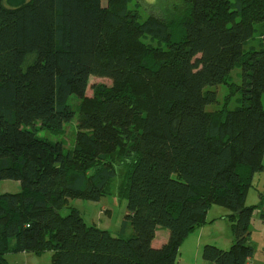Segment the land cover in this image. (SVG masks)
Wrapping results in <instances>:
<instances>
[{
	"label": "trees",
	"instance_id": "16d2710c",
	"mask_svg": "<svg viewBox=\"0 0 264 264\" xmlns=\"http://www.w3.org/2000/svg\"><path fill=\"white\" fill-rule=\"evenodd\" d=\"M128 1L0 0V181L21 186L0 194V264L11 252L46 251L52 264H178L212 206L230 211L233 241L204 245L203 259L255 255L250 227L255 213L264 221V191L255 206L246 197L264 171V50L245 57V48L264 23V0H183L178 27L163 14L139 21ZM239 65L242 83L228 82ZM93 76L112 84L88 95ZM220 84L229 94L207 111L217 102L207 88ZM236 95L241 106L229 109ZM72 96L78 128L67 153L36 130L72 122ZM116 161L131 233L91 226L75 206L62 215L70 199L113 196ZM161 229L169 238L155 246Z\"/></svg>",
	"mask_w": 264,
	"mask_h": 264
},
{
	"label": "rangeland",
	"instance_id": "374dc122",
	"mask_svg": "<svg viewBox=\"0 0 264 264\" xmlns=\"http://www.w3.org/2000/svg\"><path fill=\"white\" fill-rule=\"evenodd\" d=\"M106 4V1L103 2ZM128 9L136 12L139 15V21H145L150 13L163 14L166 16L175 26H179L180 17L185 14L187 6L183 0H129ZM175 29V28H174ZM254 37L246 44V56H248L254 50H264V23L260 24L256 28ZM175 32L180 34V28L175 29ZM176 34V35H179ZM145 43L153 48H165L166 43L153 35H145L143 37ZM151 61V60H150ZM242 68L237 66L228 78V82L242 83L241 74ZM94 84H105L111 86L112 82L109 79L101 77L90 78V88L88 95H92L91 86ZM207 90H216L217 102L207 106V111H215L220 109L226 96L229 94V87L226 84H220L216 87H208ZM69 104L75 110L76 116L70 123L65 124L59 131H50L42 129L40 124L37 126V134L39 137L45 138L52 143H61L65 152H71L75 148V138L78 128V107L80 100L77 96H72L69 100ZM241 106L240 96L236 95L231 98L229 103V109H234ZM118 167L117 179L114 182V195L110 197L102 198L99 202L70 199L61 213L67 215L69 207L75 206L82 213L87 224L96 226L101 229L109 230L113 235L122 234L128 236L132 227L128 220V208L127 199L121 197L120 186L122 184V169L119 161H116ZM259 182L255 180L253 187L248 190L247 193V205L255 206L259 204V192L264 191V171L258 174ZM20 183L18 181L6 180L0 181V194L2 193H16L20 191ZM230 211L227 208L221 206H212L207 213L206 221L204 224L197 227L193 232L194 235L200 237L199 242L201 249L197 254L198 244H190L191 240L187 241L186 251H181L178 264H213L206 261L202 257V249L204 245H215L223 250H228L232 243L230 239L232 234V223L229 220L228 215ZM125 227V229H124ZM123 230L125 232L123 233ZM169 235L168 230L161 229ZM203 231V233H202ZM251 235L249 243L255 247V255L249 261L248 264H264V221L259 217L258 213L254 214L250 227ZM161 233V232H159ZM158 234V240L161 236ZM199 239V238H198ZM196 257V258H195ZM10 264H52V252L46 251L42 254L35 252H11L6 255Z\"/></svg>",
	"mask_w": 264,
	"mask_h": 264
},
{
	"label": "crops",
	"instance_id": "0c3cea01",
	"mask_svg": "<svg viewBox=\"0 0 264 264\" xmlns=\"http://www.w3.org/2000/svg\"><path fill=\"white\" fill-rule=\"evenodd\" d=\"M261 174V173H260ZM259 177H260V175L258 176V174L255 176V179H254V184H256L255 183V180L257 181V184H258V182H259ZM5 182V181H4ZM21 187V186H20ZM21 189V188H20ZM159 232H161V233H159ZM202 233H203V231H202ZM158 234H160L159 236H161V239H159L158 240ZM201 237V236H200ZM200 237H197L196 235H194V233H192L186 240H185V242L183 243V245L181 246V249H180V252L181 251H186V249H187V241L188 240H191L190 242V244H194L195 242H197V244H198V248H197V254L196 255H198L199 254V250L201 249V247H200V244H199V242L201 241V239H200ZM168 238H169V235H167V233H165L164 231H158L157 232V234H156V238H155V241H154V244H155V246H161L162 244H164L167 240H168ZM199 238V239H198ZM232 241H233V237H231V239H230V243H232ZM196 258V257H195ZM251 261V260H250Z\"/></svg>",
	"mask_w": 264,
	"mask_h": 264
},
{
	"label": "water",
	"instance_id": "95a60500",
	"mask_svg": "<svg viewBox=\"0 0 264 264\" xmlns=\"http://www.w3.org/2000/svg\"><path fill=\"white\" fill-rule=\"evenodd\" d=\"M27 2V0H6V4L9 7L17 8L19 6L24 5Z\"/></svg>",
	"mask_w": 264,
	"mask_h": 264
}]
</instances>
